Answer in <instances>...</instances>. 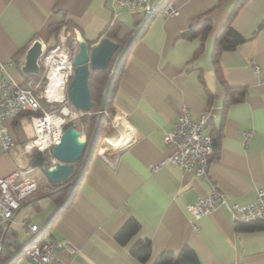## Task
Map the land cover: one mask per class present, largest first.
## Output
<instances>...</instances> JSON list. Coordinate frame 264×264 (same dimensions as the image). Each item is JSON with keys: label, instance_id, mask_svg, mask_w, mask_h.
Wrapping results in <instances>:
<instances>
[{"label": "crops", "instance_id": "1", "mask_svg": "<svg viewBox=\"0 0 264 264\" xmlns=\"http://www.w3.org/2000/svg\"><path fill=\"white\" fill-rule=\"evenodd\" d=\"M169 2L178 14L163 12ZM154 5L130 46L113 101L120 126L112 124L117 131L107 137L115 147L108 144L110 152L101 147L92 154L70 202L55 217L59 204L51 190L39 189L40 169H31L39 152L23 148L34 136L29 114L6 120L15 147L5 151L0 144V176L18 172L17 181L38 183L5 225L3 239L8 228L16 232L9 237L18 244L13 250L32 236L22 224L27 219L48 224L41 240L65 239L75 245L77 250L60 253L61 264H154L163 250L178 253L185 245L197 251L201 264H264V226L237 229L225 205L199 218L187 208L211 185L231 204L256 200L264 186V0H154ZM146 11L113 0H0V65L23 82L29 47L40 40L48 48L58 40L59 31L49 32L51 24L62 20L74 34L78 27L94 44L110 25L120 28V37L134 31ZM206 20L211 22L206 34L184 36ZM227 22L246 39L220 53L224 83L215 72L213 54ZM239 88L244 97L227 103ZM182 105L195 117L212 113L208 131L217 136L218 150L206 177L174 164L153 169L171 151L164 135ZM246 130H253V136L246 138ZM131 217L139 228L121 242L117 232ZM147 241L151 254L141 261L132 248ZM12 264L32 262L22 252Z\"/></svg>", "mask_w": 264, "mask_h": 264}, {"label": "built area", "instance_id": "2", "mask_svg": "<svg viewBox=\"0 0 264 264\" xmlns=\"http://www.w3.org/2000/svg\"><path fill=\"white\" fill-rule=\"evenodd\" d=\"M113 1L132 10L147 8L149 3V0ZM163 12L176 15L178 9L169 2L164 6ZM79 42L80 39L69 27L62 25L56 44L48 48L43 47L38 60L40 72L28 75L23 82L17 81L5 64L0 65V144L3 150H12L15 147L6 120L23 112L29 114L34 129V136L23 144L26 151L45 154L59 141L65 124L77 115L73 111L74 107L67 91L74 75L73 60L79 50ZM254 69L259 71L260 65L254 64ZM66 109H69V112ZM53 117H59L61 123H49V119ZM115 117L116 115L112 119L113 125ZM211 117V112L195 117L186 105H182L172 128L164 135V141L171 146V151L153 165V169L157 170L165 164H174L185 171L206 177L213 150L212 135L208 131ZM44 134L48 135L46 140L41 139ZM244 134L246 138H250L254 131L246 130ZM54 159L56 161L55 157ZM17 174L18 172H13L8 176H0V224L11 221L21 206V200L37 189V181L29 178L17 181ZM220 205L227 207L236 222L264 220V186L258 188L256 200L246 204H231L224 192L211 185L208 194L190 203L187 208L194 218H199ZM22 224L31 235H39L48 227L47 223L39 225L30 223L27 219H24ZM71 250L75 251L77 248L69 240L53 239L34 241L23 253L32 264H61L60 253Z\"/></svg>", "mask_w": 264, "mask_h": 264}, {"label": "trees", "instance_id": "3", "mask_svg": "<svg viewBox=\"0 0 264 264\" xmlns=\"http://www.w3.org/2000/svg\"><path fill=\"white\" fill-rule=\"evenodd\" d=\"M62 24H63L62 20L57 21L54 24H51L49 27V32L58 33L59 28ZM145 27H146V25L141 29V31L138 33L136 38L143 32ZM210 28H211V22H210V20H206L205 22L200 23L197 26H195L194 28L185 32L184 36L190 38V37H194L195 35H197L199 33L206 34ZM132 32L125 34L123 37H120L119 36L120 28L116 25H110L105 30L104 35L108 36L109 38H111L115 41H117L119 43V48L114 53L109 65L106 69H104V70L103 69H95V70H92L90 72V75H89V87H90V92H91V109H90V111L91 110L95 111V110L100 109V105H101L103 93L105 90V86H106L107 80L109 78V75L112 71L114 62H115L118 54L120 53V51L122 50V48L126 44L127 40L129 39L130 35L132 34ZM245 39L246 38L242 34H240L237 30H235L229 24V22H227L221 28V30L219 31V33L217 35L216 45H215L214 54H213V61H214V67H215V72L217 74V77L219 78V80L223 81L224 83L226 81L224 80V77H223L222 72H221L219 55H220L222 50L233 49L239 43L243 42ZM130 46L120 61L119 67L117 68L116 73L112 79L110 89L108 92L105 110H109V111H111V113H114V111H115L113 101H114L116 93H117L119 80H120V77H121V74H122V71L124 68V62H125V59H126L128 52H129ZM227 88L229 90H231V89H234V86H230L227 84ZM244 94H245L244 88H239L238 95L233 94L232 96L229 97V99L226 100V102L228 103V102H232V101H238L244 97ZM81 117H82L81 119H83V121H86L89 123V128H90L89 137L86 140V146H85V151H87V149L90 147V152L88 154V157H87V160H86V163L84 166V169H85L88 162H89L90 157L94 153V149L97 146L100 135L103 132V130L105 129L106 124L108 123V120H107L106 116L103 114V117L101 119V122L99 124L98 130L96 133V137L92 141L91 137L93 134L95 124L97 122L98 113L87 114V112H85ZM72 124H74L77 128H79L78 127L79 125L75 121L68 122L66 124V126H69ZM211 135H212V139H213V150H212L210 157H212L218 150V140H217L218 138H217V136H214L213 134H211ZM85 151H84L83 156H85ZM50 155L53 156L52 153H50ZM48 158L49 157L45 155V163L46 164H47ZM79 168H80V166L77 168V167H75V164H74V170L67 180H65L61 183H54V188H53V190L50 191L49 195L58 202L59 207L55 211L53 217H55L61 211V209L66 207L68 205V203L70 202V200H71V198H72V196L76 190L79 179L75 183H71L68 185H66V184L74 178V176L77 174ZM63 185H65L63 188L56 190V188H59ZM34 202H37V201L34 200ZM7 224L8 223L0 224V264H12L13 261L19 256V254L24 252V250L27 246H29L34 241L41 240L40 239L41 233L39 235L34 234L23 245H21L20 247L13 250L11 248L12 245L15 244L17 247L18 244H16L15 240L14 241L10 240L9 237L12 233H16L15 230L8 228L7 231L5 232V237H4L3 241H1V238L4 234L5 225H7ZM262 226H264V220H257V221L246 222V223L245 222H238L237 223V229H254V228H258V227H262ZM138 228H139V222L134 217H131L127 220V222L117 232V238L121 242H125ZM132 253L139 260L146 261L151 254L150 242L147 241L145 243H141V244L136 245L135 247L132 248ZM154 264H201V261H200V258H199L197 251L192 246L185 245V246H183V248L178 253H175V252L170 251V250H163L155 259Z\"/></svg>", "mask_w": 264, "mask_h": 264}, {"label": "water", "instance_id": "4", "mask_svg": "<svg viewBox=\"0 0 264 264\" xmlns=\"http://www.w3.org/2000/svg\"><path fill=\"white\" fill-rule=\"evenodd\" d=\"M156 6L154 5V0H149L146 14L137 26V28L132 32L126 44L118 54L112 71L107 80L105 90L103 93L99 117L95 126L92 141L96 137V133L101 122L103 112L105 111L106 100L112 79L119 67L122 57L125 55L127 49L132 44L140 30L149 20L151 14L155 11ZM75 36L80 39L79 50L73 60L74 75L68 85V97L70 99L73 107L81 112H89L91 109V92L89 87V75L92 70L95 69H106L114 55V53L119 48V43L108 36H102L94 44L87 41L80 28L75 27ZM43 46L40 40H35V42L29 47L26 52L25 62L22 66V70L27 75L38 74L40 72V67L38 60L42 54ZM82 131L77 128L74 124L69 126H64L61 132L59 141L51 147V153L56 158L53 165H47L45 163V155L42 153H37L31 162V169L39 168L47 177L51 183H61L67 180L74 170V162L83 159L82 166L78 170L74 178L68 182L66 185L75 183L81 176L88 153L85 156V146L86 140L81 139ZM65 185L56 188V190L63 188ZM3 240V238H2Z\"/></svg>", "mask_w": 264, "mask_h": 264}, {"label": "rangeland", "instance_id": "5", "mask_svg": "<svg viewBox=\"0 0 264 264\" xmlns=\"http://www.w3.org/2000/svg\"><path fill=\"white\" fill-rule=\"evenodd\" d=\"M71 108L73 109V107L71 106ZM75 109V108H74ZM73 109V111H75L76 113H77V115H75V116H73V117H71L69 120H68V122H70V121H75L79 126V129L82 131V136H81V139L82 140H87L88 139V137H89V132H90V128H89V123L88 122H86V121H83V119H81L82 117V115L84 114V112H81V111H78V110H74ZM99 112V110H95V111H90L89 110V112H87V114H93V113H98ZM103 114L106 116V118H107V120H108V123L106 124V127H105V129L103 130V132L101 133V135H100V138H99V140H98V143H97V146H96V148L94 149V152H96V151H100V148L101 147H103V146H106L107 147V145L108 144H110V145H112L110 142H111V140L107 137V135L108 134H113V132H115L113 129H116V127H114V126H112V119L114 118V115H115V111H114V113H111V111H109V110H105L104 112H103ZM98 117H99V113H98ZM102 117H103V115H102ZM102 119V118H101ZM115 119H116V117H115ZM114 119V125L115 126H120L119 124H118V120L116 121ZM97 121H98V118H97ZM67 122V123H68ZM97 123V122H96ZM95 126H96V124H95ZM121 128V127H120ZM94 130H95V127H94ZM94 130H93V133H94ZM116 131H117V129H116ZM116 133V132H115ZM92 137H93V134H92ZM92 137H91V140H92ZM92 142V141H91ZM115 146L114 145H112V147L111 148H114ZM109 148V149H108ZM111 151V149H110V147H107V152H110ZM51 151V150H50ZM50 151H48V152H46L44 155H46V156H48L49 158L47 159V165H53V163H54V161H55V159H54V156H51L50 155ZM86 152L89 154V152H90V147L87 149V151H85V154H86ZM83 159H84V157L82 158V159H80V160H78V161H75L74 162V164H75V167H81L82 166V163H83ZM80 169V168H79ZM36 177L38 178V182H39V189H42V190H44V191H46V190H48V191H50V190H52V187L54 186V183H51L48 179H47V177L45 176V174L41 171V170H37L36 171ZM47 191V192H48ZM48 200H51L50 198L48 199ZM24 203V199L23 200H21V205Z\"/></svg>", "mask_w": 264, "mask_h": 264}, {"label": "bare ground", "instance_id": "6", "mask_svg": "<svg viewBox=\"0 0 264 264\" xmlns=\"http://www.w3.org/2000/svg\"><path fill=\"white\" fill-rule=\"evenodd\" d=\"M67 112H69V109H66ZM74 113V112H73ZM49 123L54 124V125H59L61 123V120L59 117H53L49 119ZM48 138L47 134H44L41 139L42 140H46ZM103 148H105L107 150L106 146H103ZM110 151V150H109Z\"/></svg>", "mask_w": 264, "mask_h": 264}, {"label": "flooded vegetation", "instance_id": "7", "mask_svg": "<svg viewBox=\"0 0 264 264\" xmlns=\"http://www.w3.org/2000/svg\"><path fill=\"white\" fill-rule=\"evenodd\" d=\"M33 160V159H32Z\"/></svg>", "mask_w": 264, "mask_h": 264}]
</instances>
